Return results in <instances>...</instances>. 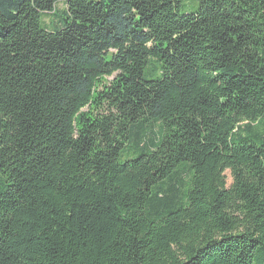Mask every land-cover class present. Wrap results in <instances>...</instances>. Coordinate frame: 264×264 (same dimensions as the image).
Returning <instances> with one entry per match:
<instances>
[{"label":"trees","instance_id":"16d2710c","mask_svg":"<svg viewBox=\"0 0 264 264\" xmlns=\"http://www.w3.org/2000/svg\"><path fill=\"white\" fill-rule=\"evenodd\" d=\"M0 264H264V0H0Z\"/></svg>","mask_w":264,"mask_h":264},{"label":"rangeland","instance_id":"374dc122","mask_svg":"<svg viewBox=\"0 0 264 264\" xmlns=\"http://www.w3.org/2000/svg\"><path fill=\"white\" fill-rule=\"evenodd\" d=\"M59 8H60V9H63V8H64V5L61 4V5L59 6ZM196 10H197V3L195 2V3L191 4V6H189L188 8H184V9L181 11V13H182V14H184V13H186V12L190 13V12H194V11H196ZM50 21H51L50 18H46V19H45V23H47V24H49ZM227 178H228V185L230 186V185L232 184V179H231V176H230V172L227 173Z\"/></svg>","mask_w":264,"mask_h":264}]
</instances>
